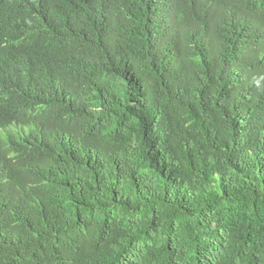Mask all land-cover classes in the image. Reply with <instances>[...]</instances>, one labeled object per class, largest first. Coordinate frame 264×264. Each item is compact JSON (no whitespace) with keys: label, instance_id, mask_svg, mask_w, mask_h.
I'll return each instance as SVG.
<instances>
[{"label":"trees","instance_id":"obj_1","mask_svg":"<svg viewBox=\"0 0 264 264\" xmlns=\"http://www.w3.org/2000/svg\"><path fill=\"white\" fill-rule=\"evenodd\" d=\"M0 3V264H264V0Z\"/></svg>","mask_w":264,"mask_h":264},{"label":"clouds","instance_id":"obj_2","mask_svg":"<svg viewBox=\"0 0 264 264\" xmlns=\"http://www.w3.org/2000/svg\"><path fill=\"white\" fill-rule=\"evenodd\" d=\"M0 20H1L0 25H5L7 27H9L13 22L12 9L6 7L2 3H0ZM2 21H3V24H2ZM2 31L3 30L0 27V32ZM3 131H4L3 128H0V136Z\"/></svg>","mask_w":264,"mask_h":264}]
</instances>
